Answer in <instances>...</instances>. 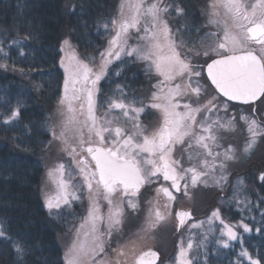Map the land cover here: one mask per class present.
Wrapping results in <instances>:
<instances>
[{
  "label": "rangeland",
  "instance_id": "rangeland-1",
  "mask_svg": "<svg viewBox=\"0 0 264 264\" xmlns=\"http://www.w3.org/2000/svg\"><path fill=\"white\" fill-rule=\"evenodd\" d=\"M123 2H126V0H119V2H117L118 6L112 13L113 15L107 24L110 28V42L116 36L117 32L120 31V24L123 21H131V18L135 15V11L130 5H142L139 8V15L137 17L139 22L135 27H129L126 32L121 33L120 40L116 46L113 47L109 43L105 52L102 53L104 54L103 56L102 54L95 56L90 55V57L84 56L69 43L68 39H65L63 42L62 48L64 53L62 57H60V63L65 70V77L61 96L59 99H56L54 107L49 114L48 121L51 138L43 153L42 163L44 165V171L41 183V194L46 201V198L57 197L53 195L56 193L57 189L65 190L64 193H67V203L63 202V199H60V207L51 210L52 217L56 223L57 216H67L68 218V220H66L65 234H63L60 240L67 253V261L74 255H79L80 262H84V264H94L95 262L93 260L97 257L96 264H135L137 256L141 251L147 248L159 249V251L167 257L169 253L173 252L175 249L174 246L172 247V241L170 240L172 239L173 230H175V228L173 229V219H169L170 217L165 216L164 220L156 222V219L154 220V218L149 216L152 212V210H150L151 207L156 204L155 199H153V203L150 204L153 193L143 194L140 197H135L130 193L125 194L124 191L115 193L113 202L117 203V207L120 208L123 205V212L119 217L120 223L118 225L114 223L111 233L109 232V242L105 240L106 237L103 239V234L99 235L98 239L94 237V239H96L95 242H87L86 238H88V234L93 232L94 229L93 223L90 225L91 231L89 227L86 226L83 232L77 235L78 232L76 229L81 221L80 216H77L79 213H77V210L81 211L84 209V211L87 212L99 211L98 207L96 211L94 208L98 185L96 184L94 189L89 191L90 193L94 192V195L92 194L91 200L84 205L85 198L80 196L79 193L85 189V182H83L84 179L80 174L81 169H79L78 162L72 157L73 149H78L80 142L74 137L73 132L69 130L65 100L66 97H69L71 91V93H73L72 84L76 83L75 75L78 73L83 81H85V74L87 75V80H90L89 83L85 85L82 83V87L80 88L85 93L86 90L92 91L93 111L96 118L97 130L101 127H120L123 130L124 138L127 136L133 137L134 145H142L143 137L146 133L157 129L156 125L163 121L160 111H163L164 106L169 103V99L172 104L178 105V107L175 108V112L179 113L181 116H185L189 112V108H186L185 105L190 106V109L193 110L198 109V111L194 113L195 120L191 123L190 129V132L194 134V136L204 135L205 133L202 131L201 126L208 127L211 125L212 133L217 137L215 144L209 142L213 151L212 156L207 155V153L195 143V139L192 135L185 136L183 138V143H175L170 153V159L179 161V167H177L178 173L182 174V169H187L192 166H196L198 171L207 173L205 176L201 177V182H198L195 186H192L190 183V174L185 176L182 180L183 183L181 188L183 189V185L188 184V188H192V192L187 189L186 194L175 193V199L172 200L171 207H162L163 212L171 214L176 211L177 207L188 205L197 214H202V209L208 205L212 206L205 217H198L187 222L185 226L186 231L183 234L184 236L187 237L188 230H192L194 227L201 228L205 226V232L209 231L215 234L219 243L225 245L226 241L228 244L230 239L226 234L227 230L225 226L232 227L238 238H241L242 233L246 232L240 226L241 222L248 225L245 218L251 215V212L241 211V207L250 206L254 201L256 204L259 202L257 199L250 200V189L247 188L248 185H241V179H245L246 174L239 173V175H237V181L240 182L241 180V187L238 188L237 186L236 200L237 209L239 212L241 211V215L239 216L242 217L237 220L236 228V225L230 224L222 217L220 211L213 202L214 199L211 194H213L216 189H219V187L222 189L226 186L232 170H236L237 168V170L242 171L246 169L248 162L259 161L264 156V131H262L264 130V97L259 100L256 107L251 105L240 106L237 105V103H233V101L231 102L221 98V96L215 92L211 84L205 79L202 72L203 70L201 69L202 66L192 65L205 64L206 61L212 57H220L230 53L242 52L248 48H254L250 41L239 40L236 45H233L231 41L224 40L226 31L231 36L239 38L242 35L243 29L238 26L232 14L222 6L221 0H206L201 11L203 25L205 26L203 30L207 33V37L209 38L208 43L202 44V40L198 41L200 35L198 36L197 30L192 37L187 36V39L183 40L176 24V17L181 12L173 10L174 6L171 0H128L126 11L123 8ZM242 2L244 4H251L255 3V0H242ZM154 3L161 9H167V11H160L158 13L155 22H153L152 17L145 12V9ZM113 21L116 23H113ZM165 25L169 30L167 36L164 35L163 31ZM145 29L148 31L146 32ZM150 33L155 34V41L149 39ZM65 41H67V43H65ZM188 41L193 42L190 47ZM157 42L161 46L160 49H152L151 44ZM170 43L174 44L175 50L180 53V59L190 65V72L186 70L181 73L175 69L171 71L157 70L155 62L158 56H167L170 54ZM222 43L225 44V47L219 48L218 45ZM110 48L112 50L111 57L108 56ZM133 49H135V51H133ZM116 52H119L118 59L115 58ZM205 52L208 54L204 55ZM125 56L141 64L147 74H149V95H147L146 99H141L139 104L133 99H128L124 102L119 96H117L116 99L111 97L109 98L110 102L101 107L98 97L102 78H105L107 75L106 72L111 65L123 58L126 60L127 58ZM99 59L101 60L100 62H98ZM106 60H110V62L105 63ZM95 72L97 73L96 76H100V79L96 80L93 85L92 81L96 78V76L93 75ZM193 73H199V75L197 76ZM67 80L68 92L66 96L65 82ZM177 85L180 86L179 94H175ZM197 87L200 89L199 95L191 91L192 88ZM154 97L156 98L154 99ZM72 98H74V96ZM113 102L123 103L127 106L126 109L122 110L123 114H121V112L119 114L121 109L110 107ZM155 104H159L161 107H153ZM86 109L88 112V108ZM135 109H142V111L137 113L134 111ZM124 111H127V116L124 115ZM242 117L248 119H242ZM250 120L257 121L259 128L256 129V131L261 134L257 136V143L253 150L246 154L243 152V149L250 138V133L248 131ZM89 122L91 123L90 119ZM221 125H227V127H221ZM90 134V137L82 136L79 138L80 140L87 138L91 140L89 142H94L105 148L112 147L113 150L123 143V138H120L119 143L113 146L112 140L114 137L105 132L104 142L101 144L95 131L91 130ZM189 145H191V147ZM229 146L235 150L236 159L234 160L224 159V152ZM215 153H219L220 155L216 156ZM121 155H124L123 149H121ZM128 156L133 157L139 163L144 173H147L149 170L144 162L148 159L154 160L152 155L139 151L136 148H129ZM189 157H191V160ZM202 160L208 161V168L201 166L200 161ZM221 164H223L224 167H221ZM59 165H63L62 171H58L60 175L57 171H54L53 176L50 177L49 171L56 170ZM212 165H214V167ZM260 173L261 172H257V175ZM155 178L156 182L162 184V181H160L162 179L161 175H157ZM151 180L154 181L155 179L152 177ZM61 181L64 182L63 187H61ZM168 185V188H170L171 186L168 183H166L165 186ZM249 187L251 188V185ZM147 188L148 187H146V189ZM186 195L189 197H186ZM217 197V204H219L220 197ZM130 202L131 204H135L136 207H130ZM77 204L83 206H76ZM213 213H217V215L214 216ZM217 222H220L221 225ZM95 223L100 224V216L96 217ZM248 227L250 228V226ZM85 235L84 242L82 241L80 246L78 243L76 244L79 236L82 238ZM177 239L174 258L167 260L166 263L164 261L163 263L180 264V261L183 259L193 264V260H191L193 256H191V250L188 248V244L185 242L186 240H184L183 236ZM107 242L108 244L103 248L102 245ZM74 245L79 247V250H81V246L83 245V253L81 254V251L74 253ZM101 247L103 251L100 250ZM182 249L185 252L183 257L180 255ZM244 251L251 257L247 250ZM248 256L244 257L249 260ZM255 260L257 259L251 257L249 261L251 263ZM88 261L91 262L88 263Z\"/></svg>",
  "mask_w": 264,
  "mask_h": 264
},
{
  "label": "trees",
  "instance_id": "trees-1",
  "mask_svg": "<svg viewBox=\"0 0 264 264\" xmlns=\"http://www.w3.org/2000/svg\"><path fill=\"white\" fill-rule=\"evenodd\" d=\"M205 1L171 0L173 10H182L176 24L183 40L197 30L198 41L208 43L201 11ZM117 2L0 0V230L4 232L0 236V264H65L60 240L66 225L54 221L41 194L43 153L51 138L49 114L61 96L65 77L60 57L65 39L84 56L104 53L110 42L107 24ZM127 2H123L125 11ZM188 43L190 47L193 42ZM126 58L113 65L102 80L98 97L101 107L110 102L113 93L124 100L146 99L149 95V74L134 59ZM78 77L79 73L75 75ZM76 83L65 101L67 120L72 118L69 130L78 140L91 135V123L86 94L80 88L82 84ZM17 110L19 115L13 116ZM257 172L264 174V156L248 162L242 171L232 170L226 186L211 194L222 217L236 228L242 217L240 212H251L245 218L251 231L243 232L241 238L230 240L225 246L215 234L205 232V226L188 230L187 237L183 235L186 228H182L172 234L170 240L175 249L169 259L176 254L177 238L183 236L187 244H192L193 264H252L241 255L244 250L264 264V179ZM239 173L246 174L242 184L237 181ZM240 184L248 185L250 200L259 202L243 206L239 212L236 196ZM211 208L206 206L202 209L205 215L199 217H205ZM15 243L24 249L22 254L15 250Z\"/></svg>",
  "mask_w": 264,
  "mask_h": 264
},
{
  "label": "snow or ice",
  "instance_id": "snow-or-ice-1",
  "mask_svg": "<svg viewBox=\"0 0 264 264\" xmlns=\"http://www.w3.org/2000/svg\"><path fill=\"white\" fill-rule=\"evenodd\" d=\"M142 5H130L135 11V15L131 18V21H123L120 24V31L117 32L116 36L110 42L114 47L120 40L121 33L126 32L129 27H135L139 22L137 17L139 15V8ZM223 7H225L233 16L234 20L238 23V26L243 29L242 35L238 38L236 36H231L227 31L224 35L225 41H231L233 45H236L239 40L251 41L256 44L264 47V0H255V3L244 4L242 0H224ZM160 11H167V9H161L157 4L150 5L145 9L146 14L152 17L153 22L156 21L158 13ZM178 12L182 10L177 9ZM113 23H116L113 21ZM147 32L148 30L145 29ZM164 35L167 36L168 29L165 25ZM149 39L155 41V34L150 33ZM17 43V41H13ZM67 43V41H65ZM160 44L152 43L151 48L159 50ZM219 48H224L225 44H219ZM231 50V49H229ZM135 51V49H133ZM170 54L167 56H158L156 67L158 71L165 70L171 71L173 69L184 72H190V65L180 59V53L175 50L174 44H169ZM130 54V53H129ZM154 54V53H153ZM208 53L205 52L204 55ZM104 54H102L103 56ZM108 56H112L111 48L108 51ZM115 58H119V52L115 53ZM147 58V57H142ZM110 62L106 60L105 63ZM103 70V66H102ZM194 75H199V73H193ZM208 75L212 78V82L216 87L224 94V96L229 97L231 100H240L245 103L254 102L260 97H264V58H258L256 55L248 52L246 55L242 56H226L220 60H214L211 64L208 65ZM170 78V77H166ZM100 76H96L95 80L92 81L93 85L96 80H99ZM84 80L87 81V75L85 74ZM190 87V86H189ZM180 86H176L175 94H179ZM191 91L196 95H199L200 89L192 88ZM68 85L67 81L65 82V93L67 96ZM92 91L86 90L87 97V108H88V117L91 120L90 130L95 131L96 136L98 137L101 144L104 142V133L107 132L109 135H112L114 138L112 140L113 146L119 143V139L123 138V143L119 147H116L113 150L112 147L103 148L89 147L87 151L92 153V158L96 162V169L99 175L97 180L98 184H102L104 189L108 193L115 191L117 185H122L124 193L127 194L129 189L133 190V194L139 190V187L144 183H150L152 177L157 176L158 173L163 175L165 181H171L170 188L161 187L157 189V192H163L169 200H174L175 197L172 195V190L177 192L181 191L180 181L185 178V176L190 174V183L192 186H195L198 182H201V177L205 176L207 173L203 171H198L196 166L189 167L187 169H182V174L177 172V167H179V161L170 159V153L172 151L173 145L175 143H183V138L185 136L192 135L195 139V143L200 146L209 156L213 155L212 148L209 145V142L215 144L217 137L213 135L211 125L208 127H202L204 135L194 136L190 132L191 123L194 122L195 111L190 109V106L185 105L186 108H189V112L185 116H181L179 113L175 112V108L178 107L176 104H172L169 99V103L164 106L163 111L165 113V120L163 126L152 135L151 138L144 136L142 145H134L133 137L127 136L124 138L123 130L120 127H101L97 130L96 127V118L93 111V98ZM156 97H154L155 99ZM110 107L124 110L127 108L126 105L119 102H113ZM153 107H161L159 104L153 105ZM72 111L71 104H69V112ZM135 112L142 111V109H135ZM19 115V111L13 112V116ZM124 115L127 116V111H124ZM242 119H248L242 117ZM68 123H72V118L69 117ZM221 127H227V125H221ZM138 128V125H137ZM259 128L256 120L249 121L248 131L250 133V138L246 142V145L243 149L244 153H250L257 143V136L261 133L257 132L256 129ZM264 131V130H262ZM142 135V133H141ZM191 147V145H189ZM136 148L139 151L150 153L155 155L156 159H148L144 163L148 166L149 170L147 173L142 172L139 163L133 158L128 156V149ZM121 149H123L124 155H121ZM74 151V149H73ZM216 156H219V153H215ZM191 160V157H189ZM225 160H234L236 159L235 150L229 146L228 149L224 152ZM200 164L204 168L209 167L207 160L200 161ZM214 167V165H212ZM221 167H224L221 164ZM63 165H59L56 170H50L49 176H53L54 171H62ZM83 171V169H82ZM95 175V173L93 174ZM261 179H264V174H261ZM61 187H63L64 182H60ZM89 189L92 187L91 181L88 183ZM183 189L187 192L188 184L183 185ZM60 197L56 198H46V207L51 211L53 208L60 207ZM63 202L67 203L66 195L63 198ZM109 203L111 201L109 200ZM130 207L135 208V204H131ZM121 215L119 209L110 216V220L113 219V216L117 217L113 220L115 224H119V216ZM180 217V223H183V217L187 213H178ZM217 215V213H213ZM155 219L156 222H160L165 219L164 214L160 212L157 208L155 210ZM244 231H251L248 225L241 222L240 225ZM226 227V234L230 240H237L238 236L233 231L232 227ZM0 236H4V232L0 230ZM10 239V238H9ZM225 246L227 242L225 241ZM75 248V245L73 246ZM192 244H188L190 249ZM14 248L17 253L22 254L24 249L19 243L14 244ZM103 251V248H100ZM84 251L83 245L81 246V252ZM87 254V253H84ZM155 255V254H152ZM181 257L185 255L184 250H181ZM241 255L248 256L246 251H242ZM249 260L251 257L248 256ZM68 264H80L79 255H74L71 259L68 260ZM142 264V261H141ZM180 264H190V261L181 260ZM252 264H262L261 260H255Z\"/></svg>",
  "mask_w": 264,
  "mask_h": 264
},
{
  "label": "flooded vegetation",
  "instance_id": "flooded-vegetation-1",
  "mask_svg": "<svg viewBox=\"0 0 264 264\" xmlns=\"http://www.w3.org/2000/svg\"><path fill=\"white\" fill-rule=\"evenodd\" d=\"M223 2H224V0H221V3L222 4H223ZM250 43H251V45L254 48H248L247 50H254L259 55H261V58H263L264 57V47H262L259 44L254 43V42H251V41H250ZM160 113H161L160 115L163 117V121L161 123H159L158 125H156L157 126V129L156 130H152L150 132L149 131L147 132L146 135L149 138H151L152 135L154 133H156L163 126V124H164L165 113H164V111H160ZM90 144H96V143L89 142V140L88 141H85V142L82 141V143L80 144V147L72 152V157L74 158L75 161L78 162L79 169H81L80 170L81 171L80 174L82 175V177L84 179L83 182H85V184H84L85 185V189H83L82 191H80L79 195L80 196H83L85 198L84 205L87 204V202H89L91 200L92 194L94 195V192L93 193H90L89 191H92L94 189V186L97 184L98 185V192H96V199L94 201L96 203H95L94 208H95V211H96V208L98 207L99 211L98 212H94V211L93 212H87V211H84V209L81 210V211H79V210L76 209L77 210V213L79 212L77 214V216H80V220H81L80 223L78 224V227H77L76 231L78 232L77 235H79V233L83 232V230H84V228L86 226L89 227V230L91 231L90 225H92V223H93L94 229H93V232H90L88 234V236H87L88 238H86L87 242L88 243H92L93 241L95 242L96 239H94V237L98 239V236L101 235V234H103V239H104V237H106L105 240H108V242H109L110 241V238H109L108 235H109V232L111 233V230L114 227L113 226V224H114L113 220L117 218V217L113 216V219L110 220L109 217L112 216V214L115 213L117 211V209H119V211H120L121 214L123 212L122 211L123 205L120 208V207H117V203H114L113 202L114 196H115V193H117L119 191H124V190H123V186L122 185H117L116 186L117 189H115L114 192L108 193L104 189V187H103L102 184H98L97 183V180L99 179V175H98V172H97V169H96V162L90 156L89 152L87 151V146L90 145ZM150 155H152V157L154 159L157 158L153 154H150ZM82 169H83V171H82ZM57 173H58V171H57ZM94 173H95V175H93ZM58 174L60 175V173H58ZM157 175L158 176L161 175V178L162 179L160 181H162V184L156 182V178L153 177V179H155L154 181L151 180L150 183H144L142 186L139 187V190L136 191L135 194H133V190L132 189H129L128 193L133 194L135 197H140L143 194H147V193H151V194L153 193V197L151 198L150 204L153 203V199H155L156 204L151 207L150 210H152V212L149 214V216H151L155 220V210L158 208L160 210V212L162 214H164V216L170 217L169 219H173V223H174L173 224V229L175 228V230H173L174 231L173 233H175L177 231L176 228L178 227V219H177L178 218V215L177 214L180 213L181 211L185 210V208L186 209H189L191 211L193 209L190 208V206L185 205V206L177 207L176 208V211L174 213H171V214L163 212L162 207H164V208H165V206H167V208L168 207H171L172 200H169L167 198V196H165V194L163 192H159L158 193L157 192V189H159L161 187L168 188L169 185L168 186H165V185H166V183L171 184V181H165L163 179V175L161 173H158ZM60 178H61V176H60ZM89 181H91V183H92L91 189H89V187H88ZM181 182L183 183L182 180H181ZM146 187H148V188L146 189ZM57 190L58 191H56V193L53 194L54 197L55 196L62 197L61 199H63V197L65 195H67V193H64L65 190H62V189H60V190L57 189ZM188 190L192 192V188L191 189L188 188ZM218 190L219 189H216L215 192H217ZM183 191H184V189L182 190V192ZM106 193L112 194L113 196L112 195H108ZM180 193H178V194H180ZM184 193L186 194L185 191H184ZM174 194L175 193L172 190V195L174 196ZM186 197H189V196L186 195ZM109 200L111 201V203H109ZM76 206L81 207L83 205L77 204ZM124 208H125V205H124ZM167 210H169V209H167ZM197 215L198 214H195V216H197ZM98 216H100V224L99 223H95L96 222V217H98ZM57 217H59V216H57ZM66 219L68 220L67 216H66ZM188 221H189V219H187V220L184 221L183 227L186 226V224H187ZM85 237H86V235L84 237H82V238H80V236H79V239L76 241V244L78 243L79 246H80L81 242L84 240ZM108 242L107 243H104L102 245V247L104 248L108 244ZM88 243H86V244H88ZM87 246H89V245H87ZM78 251H81V250H79V247H76L75 246L74 253H77ZM64 253L65 254H63V255L65 256V264H67L68 261H67V253H66V250H65ZM82 253L83 252H81V254ZM97 258L95 260H93L95 262L94 264L97 263L96 262L97 261ZM90 262L91 261H88V263H90ZM80 264H84V262H80Z\"/></svg>",
  "mask_w": 264,
  "mask_h": 264
},
{
  "label": "water",
  "instance_id": "water-1",
  "mask_svg": "<svg viewBox=\"0 0 264 264\" xmlns=\"http://www.w3.org/2000/svg\"><path fill=\"white\" fill-rule=\"evenodd\" d=\"M248 52H251L252 54L256 55L258 58H261L255 51H242V52H237V53H231V54H227V55H224V56H220V57H215L211 60H209V62H207L204 66V69H205V73L210 81V83L213 85V87L217 90V92H219L223 97H225L226 99L230 100V101H233L235 103H239V104H254L256 105L257 101L261 98H258L256 101L254 102H248V103H245L243 101H240V100H231L229 97H226L224 96V94L222 92H220V90L216 87V85L212 82V78L208 75V65L211 64L214 60H220V59H223L224 57L226 56H242V55H246ZM89 147H92V148H97V147H101L99 145H89ZM88 147V148H89ZM104 148V147H103ZM91 156H93L92 153H89ZM181 184V182H180ZM180 213H187V215H185L183 217V223L181 224L180 223V217L178 216V227L176 228L177 229V232H180L183 228V225H184V221L187 220V219H193L195 216L193 215L192 211L191 210H183L181 211ZM152 254H155V255H152ZM161 258V253L160 251H158L157 249H153V248H149V249H146V250H143L141 251V253L137 256L136 258V262L135 264H141V261H142V264H158L159 263V260Z\"/></svg>",
  "mask_w": 264,
  "mask_h": 264
}]
</instances>
